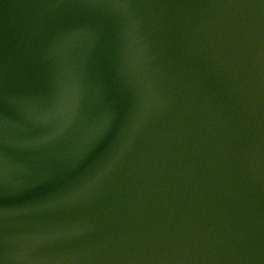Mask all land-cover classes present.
<instances>
[{
	"label": "water",
	"instance_id": "95a60500",
	"mask_svg": "<svg viewBox=\"0 0 264 264\" xmlns=\"http://www.w3.org/2000/svg\"><path fill=\"white\" fill-rule=\"evenodd\" d=\"M0 264H264V0H0Z\"/></svg>",
	"mask_w": 264,
	"mask_h": 264
}]
</instances>
